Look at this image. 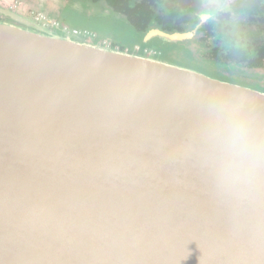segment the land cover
<instances>
[{
	"label": "water",
	"instance_id": "95a60500",
	"mask_svg": "<svg viewBox=\"0 0 264 264\" xmlns=\"http://www.w3.org/2000/svg\"><path fill=\"white\" fill-rule=\"evenodd\" d=\"M12 19L0 264H264L263 92Z\"/></svg>",
	"mask_w": 264,
	"mask_h": 264
},
{
	"label": "flooded vegetation",
	"instance_id": "af4514ba",
	"mask_svg": "<svg viewBox=\"0 0 264 264\" xmlns=\"http://www.w3.org/2000/svg\"><path fill=\"white\" fill-rule=\"evenodd\" d=\"M73 1L80 2L16 0L12 3L11 0H0V8L7 10L12 17L23 16L35 23L32 13L46 16L45 11L54 8L52 12L58 13L59 27L93 30L95 42L109 43L111 47L135 54H153L208 76L264 93V0H177L173 4L175 14L171 29L153 27L137 34L124 26H113L119 34L93 27L95 23L90 22L93 18L81 17L72 11ZM90 2V13H95L94 2ZM23 6L32 7L27 11L31 13L30 17L20 11ZM113 14L101 3L97 17L117 22L120 17H113ZM12 17L0 15V20L16 23ZM152 30L169 34L174 39L165 40L156 34H151L148 39Z\"/></svg>",
	"mask_w": 264,
	"mask_h": 264
},
{
	"label": "trees",
	"instance_id": "16d2710c",
	"mask_svg": "<svg viewBox=\"0 0 264 264\" xmlns=\"http://www.w3.org/2000/svg\"><path fill=\"white\" fill-rule=\"evenodd\" d=\"M94 3H103L108 9L123 17L128 26L137 33H145L150 28L158 27L162 30L171 29L172 20L174 19L173 4L177 0H90ZM130 29V30H131ZM129 30V31H130ZM95 42V41H94ZM98 45L103 43L95 42ZM111 48L118 49L116 46ZM125 51L123 49H119ZM129 52V51H128ZM132 53V52H130ZM159 59L170 62L168 59L158 57ZM181 66V65H179ZM184 67V66H183Z\"/></svg>",
	"mask_w": 264,
	"mask_h": 264
},
{
	"label": "rangeland",
	"instance_id": "374dc122",
	"mask_svg": "<svg viewBox=\"0 0 264 264\" xmlns=\"http://www.w3.org/2000/svg\"><path fill=\"white\" fill-rule=\"evenodd\" d=\"M15 1L16 0H11L12 3H14ZM31 1H34V0H23V2H31ZM66 1H68V0H65V2ZM79 1L80 2H78V1H73L72 2V4H75V6H71L72 7V11L75 12L77 15L81 16V17L93 18L92 19L93 21H90V22H94L95 23V24H92L93 27L97 26L98 28H105L106 31L113 32L114 34L115 33L119 34V31L113 26L117 25L118 27L124 26V27L127 28V23L125 22V20L124 19L121 20V18H123V17L119 16L120 19L117 22L114 21V20H110V19L104 20L103 16L97 17L99 15V7L101 6V3H94L93 12L95 11V13H90L89 6H91L92 3L90 1H87V0H79ZM62 2H64V0H62ZM94 8H96V9H94ZM29 9H32V7H28V6L24 7L23 6V8L20 11H22L25 16L30 17L31 13H27V11ZM36 10H38V9H36ZM54 10H55L54 8H49L47 11H45V14L50 20L58 21L59 20L58 13L52 12ZM95 17H97V18H95ZM113 17H118V15L117 14H113ZM0 21H5V20H0ZM6 22H9V21L6 20ZM128 29L130 30L131 28L128 26ZM81 30H88L92 34V39H94L93 38L94 31L93 30H89V29H81ZM131 30H133V29H131ZM103 46L111 48V45L109 43H106ZM145 55H147V56L151 55V57H153V58L155 56L153 54H145ZM156 58H158V57H156Z\"/></svg>",
	"mask_w": 264,
	"mask_h": 264
},
{
	"label": "built area",
	"instance_id": "2783aa9c",
	"mask_svg": "<svg viewBox=\"0 0 264 264\" xmlns=\"http://www.w3.org/2000/svg\"><path fill=\"white\" fill-rule=\"evenodd\" d=\"M32 19L35 20L39 25H42L46 28L50 29H61L63 32L67 34L74 35H83L88 38H92V34L88 30H80V29H69L67 27H59V24L55 20H50L47 16L42 13H32Z\"/></svg>",
	"mask_w": 264,
	"mask_h": 264
}]
</instances>
